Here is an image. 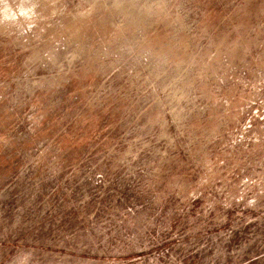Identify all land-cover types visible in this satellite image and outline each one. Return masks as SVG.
<instances>
[{
    "label": "rangeland",
    "instance_id": "obj_1",
    "mask_svg": "<svg viewBox=\"0 0 264 264\" xmlns=\"http://www.w3.org/2000/svg\"><path fill=\"white\" fill-rule=\"evenodd\" d=\"M0 264H264V0H0Z\"/></svg>",
    "mask_w": 264,
    "mask_h": 264
}]
</instances>
